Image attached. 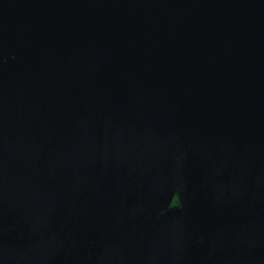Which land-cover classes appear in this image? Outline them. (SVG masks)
<instances>
[{
    "label": "water",
    "instance_id": "1",
    "mask_svg": "<svg viewBox=\"0 0 264 264\" xmlns=\"http://www.w3.org/2000/svg\"><path fill=\"white\" fill-rule=\"evenodd\" d=\"M0 264H264V0H0Z\"/></svg>",
    "mask_w": 264,
    "mask_h": 264
},
{
    "label": "flooded vegetation",
    "instance_id": "2",
    "mask_svg": "<svg viewBox=\"0 0 264 264\" xmlns=\"http://www.w3.org/2000/svg\"><path fill=\"white\" fill-rule=\"evenodd\" d=\"M180 172H202L201 170H184V171H181L180 170ZM175 197H177L178 198V195H175ZM175 197H174V199H175ZM173 202H174V200H173ZM172 202V204L170 205V207L168 208V209H166L165 211H162L159 215H158V217H156V218H154L153 220H152V226H154L155 224H157L158 222H159V220H161L163 217H165L169 212H171V211H176V210H178V209H180V208H182V202H178V203H173ZM171 209V210H170ZM145 225H143L142 226V229H143V231H144V234H143V232L141 233L142 235H137L136 234V238L137 239H139V238H143V239H145L148 235L145 233Z\"/></svg>",
    "mask_w": 264,
    "mask_h": 264
},
{
    "label": "trees",
    "instance_id": "3",
    "mask_svg": "<svg viewBox=\"0 0 264 264\" xmlns=\"http://www.w3.org/2000/svg\"><path fill=\"white\" fill-rule=\"evenodd\" d=\"M179 202V198L175 197L174 202L173 203H178Z\"/></svg>",
    "mask_w": 264,
    "mask_h": 264
}]
</instances>
